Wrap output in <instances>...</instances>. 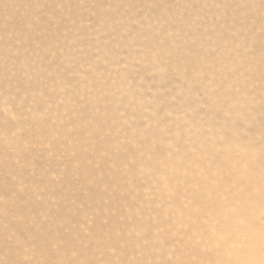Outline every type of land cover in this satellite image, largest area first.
Listing matches in <instances>:
<instances>
[{
	"label": "rangeland",
	"instance_id": "rangeland-1",
	"mask_svg": "<svg viewBox=\"0 0 264 264\" xmlns=\"http://www.w3.org/2000/svg\"><path fill=\"white\" fill-rule=\"evenodd\" d=\"M226 135L264 151V0H0V264H221Z\"/></svg>",
	"mask_w": 264,
	"mask_h": 264
},
{
	"label": "bare ground",
	"instance_id": "bare-ground-1",
	"mask_svg": "<svg viewBox=\"0 0 264 264\" xmlns=\"http://www.w3.org/2000/svg\"><path fill=\"white\" fill-rule=\"evenodd\" d=\"M226 136H227L226 138L225 137L222 138V141H220L218 143L214 142V140H210V141L205 143L206 144L205 145L206 151L213 150L214 154L216 153L215 158L217 157V161L216 162H212L213 160L209 161L207 159V158H209V156L208 157L207 156H203V158L201 157L202 160L204 162H206V163H205V166H203L204 169H202L203 170L202 175H201V177H199V182H200V185H201V190H200L201 192L198 191V195H196L195 198H197L196 200H198V198H199V200H200V198H206L207 202H206L205 199H203V200H204L205 204L207 205V207L210 206V205H208V203L216 205V210L218 211L217 213L220 212L218 209H220V208L224 209L225 208V210H226V208L228 209V206H229V211H231L230 217L227 216L228 219L225 218V219H222V221H219L220 219L217 218V221H218V223L220 224V227H221V228L219 227L218 230H221L226 235H228L229 233L230 234L232 233V237L234 238V240H236V243H237L236 244L237 250H235V247H233L234 249L231 250L232 252L230 251V249L228 248L229 246L227 244L228 243V241H227L228 239L225 240V243H223L222 240H219V242H218V239H217L218 243L216 242V244L220 245V241H222L221 242L222 243L221 246L220 247L218 246V248H220V249H218L219 253L216 254L217 255V260L220 261L221 264H227V262L229 263V261L231 259H232L231 262H233L234 264H245V262H247L245 260L246 259L248 260L249 257L246 258L245 257L246 254H244L242 251H245V249H247V250H251L253 252L255 250L258 251V248H260L262 250V252L264 251L263 250L264 249L263 248L264 247V228L261 230V228L263 226L260 227V229H259L258 226H256L257 225L256 223H257L258 215H259V213H258V197H259V194L262 193L263 190H261V189L263 188V185H264V177L262 178V176L260 175V168H259L260 165H259V163L261 161L262 162L264 161V151H262L263 149L258 151V150L255 149L256 147L255 148L254 147L251 148L249 145H247L245 143H242V142L236 141L234 139H231V137L230 136L228 137V135H226ZM221 144H225V145H221ZM206 151H205V153H206ZM204 154H202V155H204ZM208 154H206V155H208ZM182 155H184V154H182ZM177 157L181 158L180 156H177ZM186 157L187 156L185 155V160H186ZM183 159H184V157H182V159L179 161V165H178L179 169L178 170H179V175L184 174V176L186 177V175H189L188 171L192 172L191 168L193 166L190 165L191 168H189V166H186L188 164V161H186L187 163H185L186 165L184 166V164H183L184 160ZM175 160H177V159L175 158ZM175 162H177V161H175ZM189 163L191 164V162H189ZM218 163L221 164L219 169L224 170L223 172H224L225 180H226L227 184L229 183L228 186L230 185L229 186L230 188H232L233 185H234V187L232 189H234L235 187H238V186H236L237 184H239V186H240L241 185L240 181H242L244 183V186H245V187L241 186L243 188L238 187L239 189L235 193H234V190L233 191L230 190L229 196L232 193H234L235 196L233 194L232 195L233 197H231V200H229L228 202L227 201H223V199H222L223 197L221 195H215L216 189H218V186L215 183L216 179L214 181V178H212L210 172H211V169L214 168L215 166H217ZM202 164H203V162H202ZM187 167L189 168V170L187 169ZM192 169H194V168H192ZM244 172H245V174L242 175ZM189 177L190 178H189L188 184L190 183L189 185L191 187L192 186V184H191V175H189ZM238 182H240V183H238ZM244 188L245 189L249 188L248 190H251V195L248 194L249 197H248V195L245 196L244 192H243L244 195L241 192V189H244ZM206 191H209V192L210 191L211 192L214 191V195L212 194L213 195L212 196V195L209 194V197H205ZM190 192H192V190ZM246 192H250V191L246 190ZM203 200L201 199L202 202H203ZM200 204H201V202H200ZM188 206H189V204H188ZM204 207H206V206H204ZM208 208H211V210L213 211L212 207H208ZM205 209H207V208H204V211H206ZM211 210L208 209V211H211ZM212 211H211V213H213ZM226 211H227V213H229L228 210H226ZM204 213H207V212H204ZM222 213H224V211ZM227 213H224V214H227ZM218 216H221V215H218ZM213 218L214 217H212L211 220H213L215 222V220ZM208 220L210 221V219H208ZM205 221L207 222V220H205ZM205 221H203V222L206 225L207 223ZM213 221H210V222H212V224H210V222H209L206 225L207 228H210V225H212L211 227H213V225H214ZM217 231L215 230L214 234ZM230 234L228 236L231 237ZM221 235H223V234L221 233ZM226 235H225V239L229 238V237H226ZM245 236H247L248 238L250 237V240H252L253 242H251V244H250V240H248L249 242L247 243L244 240ZM216 237H218V236H216ZM221 238H223V237L221 236ZM214 239H213V241H216V238H214ZM232 242L235 243V241H233V240H232ZM234 243H233V245H234ZM245 243L249 246L248 247L249 249L246 248L247 245H245ZM216 244H214V245L217 246ZM241 245H243V246H241ZM244 245L246 247H244ZM231 246H232V244L230 245V248H231ZM242 247H244L243 248L244 250L242 249ZM250 248H252V249H250ZM247 250H246V252H247ZM255 252H253V253L256 254ZM254 257H255L254 259H256L258 257V255H257V257L256 256H254ZM261 257L264 258V256H261ZM228 258H231V259L229 261H227ZM258 259L260 260L259 257H258ZM252 260H253V258L249 259V261L254 263L255 260H254V262ZM260 261H259V263L257 261V263L260 264V263L263 262L262 259Z\"/></svg>",
	"mask_w": 264,
	"mask_h": 264
}]
</instances>
